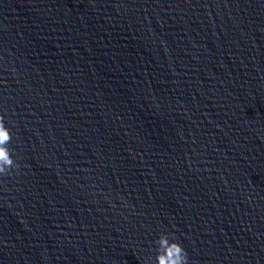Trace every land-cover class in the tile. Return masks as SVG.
Wrapping results in <instances>:
<instances>
[{"label": "water", "instance_id": "obj_1", "mask_svg": "<svg viewBox=\"0 0 264 264\" xmlns=\"http://www.w3.org/2000/svg\"><path fill=\"white\" fill-rule=\"evenodd\" d=\"M0 117V264H264V0H0Z\"/></svg>", "mask_w": 264, "mask_h": 264}, {"label": "clouds", "instance_id": "obj_2", "mask_svg": "<svg viewBox=\"0 0 264 264\" xmlns=\"http://www.w3.org/2000/svg\"><path fill=\"white\" fill-rule=\"evenodd\" d=\"M0 133L5 134L0 138V148H3L8 153L4 157V160H0V176H3L5 174H11L10 169L18 168V164H16L10 154L11 150L8 147V143L11 139V132L5 125L2 117H0ZM7 161L12 162L8 163ZM155 243L157 251L152 264H161V257H164L165 264H171L172 261H174V264H188V256L185 249L174 239L171 233H161ZM168 248L173 250V256L171 258L167 255Z\"/></svg>", "mask_w": 264, "mask_h": 264}]
</instances>
